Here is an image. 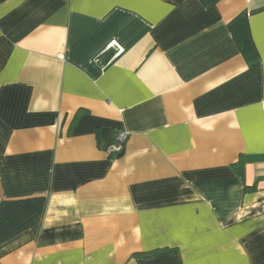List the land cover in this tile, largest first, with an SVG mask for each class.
I'll return each mask as SVG.
<instances>
[{"label": "crops", "instance_id": "crops-1", "mask_svg": "<svg viewBox=\"0 0 264 264\" xmlns=\"http://www.w3.org/2000/svg\"><path fill=\"white\" fill-rule=\"evenodd\" d=\"M0 264H264V0H0Z\"/></svg>", "mask_w": 264, "mask_h": 264}, {"label": "built area", "instance_id": "built-area-1", "mask_svg": "<svg viewBox=\"0 0 264 264\" xmlns=\"http://www.w3.org/2000/svg\"><path fill=\"white\" fill-rule=\"evenodd\" d=\"M109 46H112L109 45ZM129 140V134L125 131H120L112 136L110 143L105 148V153L112 158H116L123 154L126 143Z\"/></svg>", "mask_w": 264, "mask_h": 264}]
</instances>
